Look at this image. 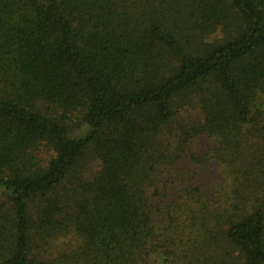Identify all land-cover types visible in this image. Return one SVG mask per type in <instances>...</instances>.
<instances>
[{
    "label": "trees",
    "instance_id": "obj_1",
    "mask_svg": "<svg viewBox=\"0 0 264 264\" xmlns=\"http://www.w3.org/2000/svg\"><path fill=\"white\" fill-rule=\"evenodd\" d=\"M0 264H264V0H0Z\"/></svg>",
    "mask_w": 264,
    "mask_h": 264
},
{
    "label": "clouds",
    "instance_id": "obj_2",
    "mask_svg": "<svg viewBox=\"0 0 264 264\" xmlns=\"http://www.w3.org/2000/svg\"><path fill=\"white\" fill-rule=\"evenodd\" d=\"M221 38V34L219 32H214V33H210L206 38H205V43H211L214 39L218 40ZM58 243L63 242V238H60L58 241Z\"/></svg>",
    "mask_w": 264,
    "mask_h": 264
},
{
    "label": "rangeland",
    "instance_id": "obj_3",
    "mask_svg": "<svg viewBox=\"0 0 264 264\" xmlns=\"http://www.w3.org/2000/svg\"><path fill=\"white\" fill-rule=\"evenodd\" d=\"M92 170H94V169L92 168ZM90 172H91V170H90Z\"/></svg>",
    "mask_w": 264,
    "mask_h": 264
}]
</instances>
